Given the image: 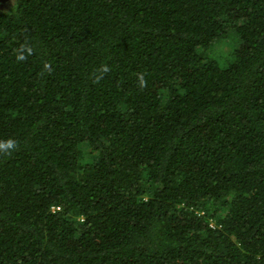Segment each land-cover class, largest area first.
<instances>
[{
	"label": "trees",
	"instance_id": "obj_1",
	"mask_svg": "<svg viewBox=\"0 0 264 264\" xmlns=\"http://www.w3.org/2000/svg\"><path fill=\"white\" fill-rule=\"evenodd\" d=\"M9 140L0 264H264V0L0 7Z\"/></svg>",
	"mask_w": 264,
	"mask_h": 264
},
{
	"label": "rangeland",
	"instance_id": "obj_2",
	"mask_svg": "<svg viewBox=\"0 0 264 264\" xmlns=\"http://www.w3.org/2000/svg\"><path fill=\"white\" fill-rule=\"evenodd\" d=\"M14 6V0H0V7L8 9L9 7ZM218 51H215L216 54Z\"/></svg>",
	"mask_w": 264,
	"mask_h": 264
},
{
	"label": "clouds",
	"instance_id": "obj_3",
	"mask_svg": "<svg viewBox=\"0 0 264 264\" xmlns=\"http://www.w3.org/2000/svg\"><path fill=\"white\" fill-rule=\"evenodd\" d=\"M20 59H23V57H20ZM14 147H15V143L11 140L5 143H0V149H13Z\"/></svg>",
	"mask_w": 264,
	"mask_h": 264
}]
</instances>
